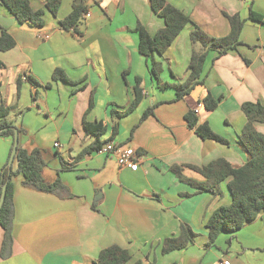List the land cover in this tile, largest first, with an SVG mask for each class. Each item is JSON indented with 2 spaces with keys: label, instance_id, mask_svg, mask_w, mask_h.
<instances>
[{
  "label": "crops",
  "instance_id": "crops-1",
  "mask_svg": "<svg viewBox=\"0 0 264 264\" xmlns=\"http://www.w3.org/2000/svg\"><path fill=\"white\" fill-rule=\"evenodd\" d=\"M47 1L30 0L35 10L45 9ZM75 1L63 0L57 17L45 11L43 27L20 24L0 1V25L16 41L15 48L0 52L5 65L0 71V106L14 108L9 119L20 122L17 126L25 131L19 135L21 145L43 152L45 179L53 182L59 176L73 195L62 199L43 193L24 186L21 174L15 176L13 250L9 258L1 257L0 226V264H96L100 252L112 245L130 252L129 264H159V254L169 264H264V211L242 229L222 232L207 247L206 223L219 207L231 204V179L221 184L223 196L215 197L181 182L170 170L172 165L202 167L220 158L240 167L247 160L237 146L247 121L242 105H264V25L248 20L250 0H166L192 22L164 56L155 55L163 65L165 85L188 78L194 29L221 38L231 31L226 15L240 14L245 20L243 45L221 57L211 51L202 74L205 84L179 101L173 89H159L139 52V24L152 36L165 27L150 0H85L91 17L83 19L80 34L60 25ZM56 69L74 84L54 82ZM138 77L143 100L118 118L114 114H123L134 100ZM47 84L52 87L45 88ZM208 91L219 100L212 112L198 109ZM91 101L87 121L108 126L102 141L141 152L137 171L121 169L112 155L85 152L96 139L83 126ZM153 106V115L140 123ZM190 110H197L200 122H208L230 145L198 137L185 120ZM256 128L264 134V124ZM11 146V139L0 136V178ZM184 175L205 180L189 168ZM182 224L197 234L195 241L163 255V241L178 236Z\"/></svg>",
  "mask_w": 264,
  "mask_h": 264
},
{
  "label": "trees",
  "instance_id": "trees-1",
  "mask_svg": "<svg viewBox=\"0 0 264 264\" xmlns=\"http://www.w3.org/2000/svg\"><path fill=\"white\" fill-rule=\"evenodd\" d=\"M8 8L15 19L22 25H33L43 27L45 25V11L51 13L54 17L58 16L63 0H48L45 9L35 10L30 0H0ZM255 0H252L254 2ZM153 12L164 19L165 27L158 30L152 36L146 28L139 24L136 32L139 36V52L149 62V69L153 78L157 81L161 91L170 88L175 91L176 101L182 100L190 95L197 86L205 84V78L202 74L205 62L211 51H216L218 57L226 55L231 50H237L241 42V34L245 25V20L240 14L226 15L231 31L229 35L221 38H215L207 34L200 28L194 29L190 33L192 46L191 60L188 66L189 76L184 82L173 84H163L161 75L163 65L157 61L155 55L164 56L167 50L172 46L181 32L192 22L191 18L182 10L171 5L166 0H150ZM87 13L85 0H76L72 5V12L62 21L61 27L66 31H73L80 34L78 28L83 24L84 14ZM248 20L264 25V15L256 12L253 5L249 6ZM0 52H7L16 46V41L10 33L1 25ZM248 63V61H246ZM5 69V65L0 61V71ZM34 85L39 83L30 78ZM54 82L63 81L69 84L74 82L69 79L66 73L61 69H56L53 73ZM134 88V100L130 107L123 114H114L118 118L133 112L142 102L143 93L141 88L142 79L137 78ZM23 81L20 75L17 79L18 91ZM52 84H47L45 88L50 89ZM84 89V87H82ZM36 99V95L33 96ZM205 110L212 112L219 106V100L216 99L210 91L200 103ZM93 108L91 101L87 110L83 126L85 133L95 137L93 144L85 152L91 153L99 151L106 141L101 138L107 133L108 126L100 121L90 123L86 116ZM14 111L13 107L6 105L0 106V136L12 140L10 156L14 145L15 129L19 135L25 132L22 127L11 121L9 116ZM242 111L247 119L241 134L238 136L237 146L247 156L243 166L236 167L225 158L212 161L208 165L199 167L195 165H172L170 170L175 176L184 183H187L198 189L199 192H210L215 197L223 196L221 184L231 179L228 189L231 195V204L219 207L208 219L206 227L209 231V241L207 247L213 246L218 236L222 232L234 233L242 229L246 224L253 222L264 211V134L259 132L256 124H264V105L260 102H246L242 105ZM154 106L148 108L141 117L140 123L144 122L149 116L153 115ZM187 126L202 140H212L223 145H230L229 140L216 133L208 122L201 123L198 112L190 110L185 115ZM137 127L132 130L135 131ZM141 155V152H137ZM10 159V157H9ZM9 159L4 165L0 178V198L2 189L7 185V194L5 202L0 211V226L4 231V237L1 247V257L7 259L12 255L13 250V219H14V184L13 178L17 175L24 177V186L34 188L40 192L54 194L62 199L72 198L68 187L58 176L53 182H48L44 177V171L47 163L43 158V152L40 149L28 151L19 140L14 164L10 169L8 167ZM189 168L200 174L205 180L197 182L184 175V169ZM67 168L62 166L61 171ZM197 234L187 224H182L180 233L176 237L166 238L162 244V254L167 255L175 251L186 249L195 241ZM131 254L128 250L112 245L103 249L96 261V264H129ZM136 264H141L137 262Z\"/></svg>",
  "mask_w": 264,
  "mask_h": 264
},
{
  "label": "built area",
  "instance_id": "built-area-1",
  "mask_svg": "<svg viewBox=\"0 0 264 264\" xmlns=\"http://www.w3.org/2000/svg\"><path fill=\"white\" fill-rule=\"evenodd\" d=\"M83 17L85 19L90 18L91 14L87 12L86 14H84ZM44 38H48V36H45ZM201 107L202 105L200 104L198 109ZM58 146H59L58 144L55 145V147H58ZM97 152L105 154V155L114 156L121 169L129 168L133 171H137L139 168V159L141 158V156L137 154V152L132 148H121V147H118V145L115 144L114 142H108ZM222 264H230V262L224 261Z\"/></svg>",
  "mask_w": 264,
  "mask_h": 264
},
{
  "label": "water",
  "instance_id": "water-1",
  "mask_svg": "<svg viewBox=\"0 0 264 264\" xmlns=\"http://www.w3.org/2000/svg\"><path fill=\"white\" fill-rule=\"evenodd\" d=\"M19 145V131L17 129H15V136H14V145H13V150L9 159V163H8V167L11 169L13 164H14V160H15V156L17 153V148ZM6 194H7V185H5L2 189V194H1V198H0V211L1 208L5 202L6 199Z\"/></svg>",
  "mask_w": 264,
  "mask_h": 264
},
{
  "label": "rangeland",
  "instance_id": "rangeland-1",
  "mask_svg": "<svg viewBox=\"0 0 264 264\" xmlns=\"http://www.w3.org/2000/svg\"><path fill=\"white\" fill-rule=\"evenodd\" d=\"M248 5L250 6V5H253V9L256 11V12H258V13H260V14H262V15H264V0H259V2H258V7H259V10L261 11V12H259V11H257L258 9H256V3H254V2H252V0H250V2L248 3ZM84 24V23H83ZM20 124V122H18L17 123V125H19ZM230 239V238H229ZM229 241V240H228ZM228 241H227V243H228ZM153 257L155 258V256L153 255ZM158 262H159V264H169V263H167L166 262V260H163V257L159 254V258H158Z\"/></svg>",
  "mask_w": 264,
  "mask_h": 264
}]
</instances>
